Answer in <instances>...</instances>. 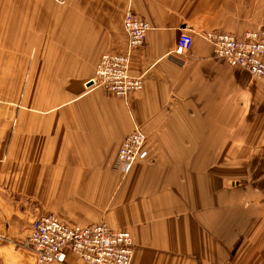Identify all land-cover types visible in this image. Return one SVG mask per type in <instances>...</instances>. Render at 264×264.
<instances>
[{
  "label": "crops",
  "instance_id": "crops-1",
  "mask_svg": "<svg viewBox=\"0 0 264 264\" xmlns=\"http://www.w3.org/2000/svg\"><path fill=\"white\" fill-rule=\"evenodd\" d=\"M130 10L151 26L144 90L117 98L87 85L125 52ZM258 29L264 0H0V264H39L25 243L45 215L129 231L132 264H264V80L202 38ZM137 127L149 158L124 176Z\"/></svg>",
  "mask_w": 264,
  "mask_h": 264
},
{
  "label": "built area",
  "instance_id": "built-area-1",
  "mask_svg": "<svg viewBox=\"0 0 264 264\" xmlns=\"http://www.w3.org/2000/svg\"><path fill=\"white\" fill-rule=\"evenodd\" d=\"M124 29L128 36L125 54L104 55L96 68L95 79L91 81L95 87L118 98H127L144 89L143 79L131 74V55L144 46L151 26L128 11ZM202 38L214 47L215 55L228 66L246 69L264 80L263 30L247 33L242 38L211 31ZM193 41L191 34H183L172 55L185 56ZM145 140L140 130L127 137L119 149L115 169L127 174L138 160L146 159ZM25 245L37 255L39 264H64L69 252L85 264H132L135 255L133 236L128 231H116L106 224L72 227L54 215L41 216L33 222Z\"/></svg>",
  "mask_w": 264,
  "mask_h": 264
},
{
  "label": "rangeland",
  "instance_id": "rangeland-1",
  "mask_svg": "<svg viewBox=\"0 0 264 264\" xmlns=\"http://www.w3.org/2000/svg\"><path fill=\"white\" fill-rule=\"evenodd\" d=\"M131 11V10H130ZM133 12V11H132ZM134 14H136L135 12H133ZM127 14V13H126ZM126 14H125V17H126ZM137 16H139L138 14H136ZM140 17V16H139ZM141 18V17H140ZM143 19V18H142ZM124 20H125V18H124ZM145 20V19H144ZM151 30V29H150ZM258 30H263V29H258ZM258 30H255V31H258ZM264 31V30H263ZM150 32V31H149ZM148 32V33H149ZM208 32H211V31H208ZM218 32H220V31H218ZM251 32H254V31H251ZM205 33H207V32H205ZM205 33H203V34H205ZM221 33H224V32H221ZM247 33H250V32H247ZM246 33V34H247ZM202 34V35H203ZM227 34H229V33H227ZM245 34V35H246ZM148 35V34H147ZM233 35V34H232ZM244 35V36H245ZM235 36V35H234ZM243 36V37H244ZM237 37V36H236ZM147 38V37H146ZM238 38H240V37H238ZM145 43H146V40H145ZM145 45V44H144ZM142 47H144V46H142ZM141 47V48H142ZM213 49H214V47H213ZM138 50V49H137ZM136 50H134L133 52H132V55H131V57L133 56V53L135 52ZM125 52H126V50H125ZM125 52L123 53V54H125ZM215 54V53H214ZM105 55H108V54H105ZM109 55H121V54H109ZM216 56V55H215ZM103 57V56H102ZM217 57V56H216ZM217 58H219V57H217ZM219 59H221V58H219ZM223 60V59H222ZM224 61V60H223ZM100 62V61H99ZM132 62V61H131ZM225 62V61H224ZM226 63V62H225ZM99 64V63H98ZM98 64H97V66H98ZM227 64V63H226ZM132 65V64H131ZM97 66H96V68H97ZM232 68H234V67H232ZM241 69H243V68H241ZM243 70H246V69H243ZM131 71V70H130ZM246 71H248V70H246ZM249 72V71H248ZM250 73V72H249ZM132 74V73H131ZM251 74V73H250ZM95 75H96V70H95ZM252 76H254L253 74H251ZM133 76V75H132ZM134 77H136V76H134ZM254 77H256V76H254ZM138 78H142V77H138ZM256 78H258V77H256ZM93 79H95V76H94V78ZM92 79V80H93ZM143 79V78H142ZM260 79V78H259ZM91 80V81H92ZM263 80V79H262ZM91 81H89L88 82V87H95L93 84H91ZM143 82H144V79H143ZM95 88H99V87H95ZM101 89V88H100ZM103 90V89H102ZM144 90V89H143ZM142 90V91H143ZM103 91H105V90H103ZM106 92V91H105ZM107 93V92H106ZM135 93H137V92H135ZM108 95H111V94H109V93H107ZM111 96H113V95H111ZM115 97V96H114ZM118 98V97H117ZM136 130H140L144 135H145V137H146V140H145V145H144V151L147 153V157H146V159H140V160H144V161H146V160H148V158H149V155H148V152H147V150H146V143H147V136H146V134H145V132H144V130L141 128V127H137V128H135V130L134 131H136ZM131 135V134H130ZM129 135V136H130ZM128 136V137H129ZM123 143V142H122ZM122 143H121V145H122ZM121 145H120V148H121ZM119 148V149H120ZM118 152H119V150H118ZM117 156H118V153H117ZM116 160H117V158H116ZM140 160H138L137 162H139ZM137 162L133 165V167H132V169H131V171L129 172V173H127V174H123V173H121L119 170H117L118 172H120V174H122V175H124V176H126V175H128V174H130L131 172H132V170L134 169V167H135V165L137 164ZM115 164H116V162H115ZM55 216V215H54ZM41 217V216H40ZM57 217V216H56ZM39 218V217H38ZM58 218V217H57ZM37 219V218H36ZM35 219V220H36ZM59 219V218H58ZM34 220V221H35ZM62 222V221H61ZM33 224V223H32ZM67 225V224H66ZM32 226V225H31ZM108 226V225H107ZM109 227V226H108ZM30 229H31V227H30ZM112 229V228H111ZM114 230V229H113ZM116 231H127V230H116ZM129 232V231H128ZM29 233H30V231H29ZM28 238V237H27ZM134 240V239H133ZM76 257V256H75ZM80 260V259H79Z\"/></svg>",
  "mask_w": 264,
  "mask_h": 264
}]
</instances>
